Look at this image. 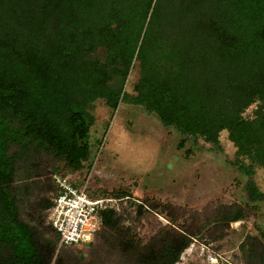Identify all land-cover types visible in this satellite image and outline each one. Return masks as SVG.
Segmentation results:
<instances>
[{"label": "trees", "instance_id": "16d2710c", "mask_svg": "<svg viewBox=\"0 0 264 264\" xmlns=\"http://www.w3.org/2000/svg\"><path fill=\"white\" fill-rule=\"evenodd\" d=\"M122 99L215 148L226 131L248 194L264 197L251 179L264 169V0H0V264H82L97 237L126 264H177L206 227L178 229L171 211L143 242L124 223L129 213L106 207L87 244H59L47 221L52 174L81 183L100 143H91L92 105L114 111ZM147 204L154 207L147 198L130 201L136 218ZM247 214L219 202L209 219ZM247 241L249 260L264 264L263 242Z\"/></svg>", "mask_w": 264, "mask_h": 264}, {"label": "rangeland", "instance_id": "374dc122", "mask_svg": "<svg viewBox=\"0 0 264 264\" xmlns=\"http://www.w3.org/2000/svg\"><path fill=\"white\" fill-rule=\"evenodd\" d=\"M135 68L125 83L129 93ZM91 113V143L98 139L100 143H94L90 166L78 179L91 192L130 190L128 198L112 197V207L123 215L129 213L124 223L134 227L136 238L146 242L168 223L172 211L178 229L206 225L177 264H248L247 239L258 238L264 244V199H250L249 177L231 164L235 148L226 131L220 134V148H215L163 125L154 113L129 99H122L114 111L96 100ZM252 177L264 191V169L256 167ZM144 198L154 207L147 204L145 213L136 218L130 201ZM219 202L241 206L248 214L234 222H214L209 217ZM95 245L82 250V264H126L124 257L102 245L100 237Z\"/></svg>", "mask_w": 264, "mask_h": 264}, {"label": "built area", "instance_id": "2783aa9c", "mask_svg": "<svg viewBox=\"0 0 264 264\" xmlns=\"http://www.w3.org/2000/svg\"><path fill=\"white\" fill-rule=\"evenodd\" d=\"M57 193L47 212L48 223L59 235V244L84 246L100 227V212L112 207V198H93L82 183L71 177L52 174Z\"/></svg>", "mask_w": 264, "mask_h": 264}, {"label": "flooded vegetation", "instance_id": "af4514ba", "mask_svg": "<svg viewBox=\"0 0 264 264\" xmlns=\"http://www.w3.org/2000/svg\"><path fill=\"white\" fill-rule=\"evenodd\" d=\"M255 172V171H254ZM251 179H253V177L251 178ZM249 181V180H248ZM248 183V182H247ZM256 184V183H255ZM256 186H257V184H256ZM247 187V186H246ZM257 188H258V186H257ZM259 189V188H258ZM260 190V189H259ZM261 191V193H264V191H262V190H260ZM249 195V194H248ZM250 196V195H249ZM250 199H252L251 197H250ZM260 199H264V197H261V198H258V199H256V200H254V199H252V200H254V201H257V200H260Z\"/></svg>", "mask_w": 264, "mask_h": 264}]
</instances>
